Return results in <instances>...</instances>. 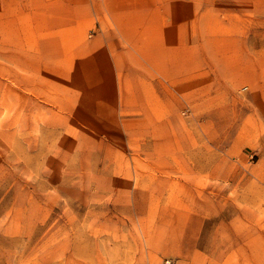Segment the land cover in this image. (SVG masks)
Returning <instances> with one entry per match:
<instances>
[{"label":"rangeland","instance_id":"1","mask_svg":"<svg viewBox=\"0 0 264 264\" xmlns=\"http://www.w3.org/2000/svg\"><path fill=\"white\" fill-rule=\"evenodd\" d=\"M5 4L0 264H264V0H158L68 65Z\"/></svg>","mask_w":264,"mask_h":264},{"label":"crops","instance_id":"2","mask_svg":"<svg viewBox=\"0 0 264 264\" xmlns=\"http://www.w3.org/2000/svg\"><path fill=\"white\" fill-rule=\"evenodd\" d=\"M3 1L6 4L1 11L8 19L5 32L16 35L11 49L22 50L23 39L19 35L32 34L33 48L46 52L44 58L50 60L51 56V59H60L62 56L57 57L51 52L55 50V44L62 42L66 45V42L77 41L78 51L73 55L63 56L65 61L62 64L68 65L72 64L68 60L77 59L81 60L79 64H84L83 62L88 60L95 48H101V45L96 47L97 44H106L107 47L114 41L117 43L121 38L127 41L128 35L135 32V27L146 23L147 20V24L151 22L158 0ZM24 21H30V24L25 25ZM9 25L16 26L11 29ZM84 35H91L92 39L83 41ZM17 57L21 60L24 58ZM25 63L35 65L37 61L33 59L32 62L25 61ZM46 64L50 65L43 63ZM74 64L78 63L74 62Z\"/></svg>","mask_w":264,"mask_h":264}]
</instances>
